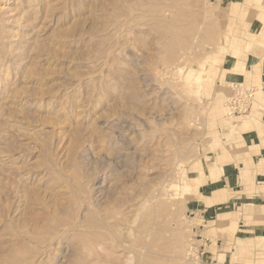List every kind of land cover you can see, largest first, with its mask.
<instances>
[{
	"label": "rangeland",
	"instance_id": "374dc122",
	"mask_svg": "<svg viewBox=\"0 0 264 264\" xmlns=\"http://www.w3.org/2000/svg\"><path fill=\"white\" fill-rule=\"evenodd\" d=\"M171 2L191 15L178 23L189 26L178 49L156 19ZM263 13L264 0H0V264L33 255L52 222L78 221V211L81 222L91 195L123 209L126 251L103 252L98 239L90 251L70 231L54 264H215L194 202L217 153L239 144L231 125L264 112L260 85L247 80L250 109L228 114L224 69L254 16L264 35Z\"/></svg>",
	"mask_w": 264,
	"mask_h": 264
},
{
	"label": "crops",
	"instance_id": "0c3cea01",
	"mask_svg": "<svg viewBox=\"0 0 264 264\" xmlns=\"http://www.w3.org/2000/svg\"><path fill=\"white\" fill-rule=\"evenodd\" d=\"M262 23L254 16L243 50L227 53L224 61L225 80L233 85L257 82L259 99H264V35L259 34ZM250 107L233 116L244 115ZM238 126L239 144L217 153L194 202L203 225L209 227L210 236L202 238L201 249L214 257L215 264H264V112L254 113L240 125L232 124L227 133L233 134ZM192 180L191 187L197 188L199 179Z\"/></svg>",
	"mask_w": 264,
	"mask_h": 264
},
{
	"label": "bare ground",
	"instance_id": "6f19581e",
	"mask_svg": "<svg viewBox=\"0 0 264 264\" xmlns=\"http://www.w3.org/2000/svg\"><path fill=\"white\" fill-rule=\"evenodd\" d=\"M174 1V0H173ZM172 3V2H171ZM194 3V2H193ZM152 5H154V4H152ZM164 5V4H163ZM167 6H169V7H167ZM122 9V8H121ZM122 10H124V8L122 9ZM158 10V9H157ZM167 10H172V13H174V18L172 19V20H169V19H167L166 17H165V15H164V13L167 11ZM160 11H162V12H159V13H162V15L160 16V15H156V17L157 16H160V17H158V18H156L157 19V22L159 23V24H161L164 28H165V32H167V34L164 32V35H163V38H164V36H166V35H169V39H171V40H169L168 41V44L169 43H175L174 44V46L173 47H175V45L177 46V49H178V47H180L181 46V40H180V38H182V33L183 34H185L184 33V31H187V28L189 27V26H187V27H185L186 29H184L183 28V30H182V28L181 27H183V26H180L179 24H181L182 22H183V20H185L184 18H186L187 19V17H189V16H191L190 14H188V12H186V10H184V8H182L181 7V4H180V2H176V3H172V4H169V5H164L163 7H162V9L160 10ZM157 12V11H156ZM196 15V14H195ZM122 23V22H121ZM179 23V24H178ZM121 25V24H120ZM183 25V24H182ZM185 25V24H184ZM159 26V25H158ZM1 29V28H0ZM189 32L191 31L190 30V28H189V30H188ZM189 32H188V34H189ZM187 36V35H186ZM162 38V39H163ZM170 45V44H169ZM172 46V45H171ZM182 47V46H181ZM175 49V48H174ZM170 52H171V50H169ZM177 51V50H176ZM175 51V52H176ZM170 54V53H169ZM175 55V54H174ZM173 55V56H174ZM1 69V68H0ZM6 76V75H5ZM228 114H230L229 112H228ZM230 116H231V114H230ZM1 125V124H0ZM126 129V128H125ZM113 131H111V133H112ZM116 137V136H115ZM118 138V137H117ZM108 139H110V138H108ZM122 139V138H121ZM120 143V142H119ZM116 144H117V142H116ZM131 144V143H130ZM123 146V145H122ZM128 147V146H127ZM115 149V148H114ZM123 149V148H122ZM121 149V151H123ZM129 150V149H128ZM118 151V154H119V152H120V150H117ZM76 153V152H75ZM124 153H126V152H124ZM130 153V152H129ZM121 155H122V153H121ZM120 155V156H121ZM124 156H129L128 155V153L127 154H125ZM123 155L121 156V157H124ZM116 157V156H115ZM117 157H119V155H117ZM116 157V158H117ZM79 156H78V158L76 157V160L75 161H77V159L79 160ZM71 159H73V161H74V158H71ZM124 159V158H123ZM116 160V159H115ZM127 160H128V157H127ZM74 161V162H75ZM81 161V160H80ZM84 162V161H83ZM129 162H130V160H129ZM76 163V162H75ZM86 163H87V161H86ZM131 163V162H130ZM128 164V163H127ZM84 165H85V163H84ZM87 165V164H86ZM107 165H108V163H107ZM125 165H126V163H125ZM124 165V166H125ZM131 165V164H130ZM80 166V165H79ZM127 166V165H126ZM94 167V166H93ZM99 167V166H98ZM91 168V167H90ZM89 167L87 168L89 171L90 170H92V171H86L87 172V175H89V177L90 176H95V175H97L98 173H96L97 172V168L95 169L94 168V170H93V168L92 169H90ZM112 168V167H111ZM82 169V168H81ZM120 169V168H119ZM96 170V171H95ZM113 170V169H112ZM78 171V170H77ZM80 171V170H79ZM102 171V170H101ZM104 171H105V169H104ZM107 171V170H106ZM129 171V170H128ZM80 173L82 174L83 172H81L80 171ZM111 173V172H110ZM115 173V172H114ZM75 174H77V173H75ZM112 174V173H111ZM79 175V174H78ZM77 175V176H78ZM76 176V177H77ZM85 176V175H84ZM74 177H75V175H74ZM87 177V176H86ZM88 177V178H89ZM122 177V176H121ZM79 178V177H78ZM97 178V177H96ZM118 178H119V176H118ZM93 179V178H92ZM91 179V180H92ZM113 179V178H112ZM77 180V179H76ZM79 180H81V178L79 179ZM121 180V179H120ZM117 181H119V180H117ZM90 182V181H89ZM95 182V181H94ZM93 183V182H92ZM81 184V183H80ZM88 184V183H87ZM81 186V185H80ZM90 186H92V185H90ZM109 187V186H108ZM93 188H95V187H93ZM79 189V188H78ZM82 189V188H81ZM88 189V188H87ZM77 190V189H76ZM109 190V189H108ZM107 190V191H108ZM87 191V190H86ZM89 191V190H88ZM96 191V190H95ZM102 191V190H101ZM77 192V191H76ZM80 192V191H79ZM93 192V191H92ZM100 192V191H99ZM78 193V192H77ZM87 193H89V192H87ZM93 193H95V192H93ZM92 193V194H93ZM104 193V192H103ZM102 193V194H103ZM80 194V193H79ZM96 195V194H95ZM113 195V194H112ZM80 196H83V195H79V197L78 198H80ZM88 196H90V194L88 195ZM87 196V197H88ZM92 196L94 197V195H91V197H90V202H86L85 203V206H84V208H80L82 211H80V214L82 213V212H84L83 214H84V217H83V219H81V222H78L79 221V219H78V217H79V215L77 216V214H78V212L76 213V217H77V220L78 221H76L75 220V218H73V217H67L66 219H63V220H59V221H57L56 222V224L54 223V222H52L51 224L52 225H50V227H49V229L47 228L46 230H47V232H46V236H43V235H41L42 237L38 240V243H39V245H38V247H37V245L35 246L36 248H37V250L35 251V253H33V255L31 254V256L30 255H27V256H21L20 257V259H18L17 260V258H16V260L13 262V263H11V264H54V260H56V261H59L60 260V254L59 253H64L63 251H64V247H63V243H64V238L66 239V234H69L68 232H70V231H72V234H77V235H79V236H83L85 239V241L83 242V247H85V248H87V247H89V248H87V249H90V246H91V248H93V249H96V247H98V245H96V247L94 246V244L96 243H98L97 241L99 240L100 241V247L101 246H103V252H105V249H109V250H120V249H124L125 248V246H124V244L119 240V239H121V238H119L120 236H118V234H116V230H118L119 228H118V225H121V223H122V221L124 220V218H126V215H125V217H120L122 214H121V212H119V210L120 211H122L123 209L122 208H118V209H116V206L115 205H112L111 207H107L106 208V203L105 202H103V203H105L104 205V207L106 208H103L102 209V204H101V202H97L96 200H94V199H92ZM87 197H84V201H85V198H87ZM104 197V196H103ZM77 198V197H76ZM89 198V197H88ZM95 198V197H94ZM74 199V198H73ZM99 199V198H98ZM88 200V199H87ZM105 200V199H104ZM81 201V200H80ZM71 202V201H70ZM75 202V201H74ZM70 204V203H69ZM113 204V203H112ZM125 204V203H124ZM127 204V203H126ZM71 205V204H70ZM83 205V204H82ZM109 205H111V204H109ZM121 205V204H120ZM123 205V204H122ZM72 206V205H71ZM101 206V208L100 209H102V211L103 210H106V211H103V212H105L103 215L102 214H98V212H99V210H98V208ZM163 206V205H162ZM70 207V206H69ZM122 207V206H121ZM72 208V207H71ZM75 208V207H74ZM64 209V208H63ZM122 209V210H121ZM70 210H72V209H70ZM74 210H76V209H73V211H72V214L74 215V213L73 212H75ZM77 210H79V209H77ZM66 211V210H65ZM128 211V210H127ZM131 211V210H130ZM70 214H71V212H69ZM127 213V212H126ZM71 214V215H72ZM121 214V215H120ZM123 214H124V211H123ZM128 214V213H127ZM81 216V215H80ZM83 216V215H82ZM56 218V217H55ZM58 218V217H57ZM65 218V217H64ZM47 220V219H46ZM128 220H130V219H128ZM43 221V220H42ZM50 221V220H49ZM53 221V220H52ZM43 225H45V224H47V223H45L44 224V222L42 223ZM142 224V223H141ZM139 226H141L140 224H138ZM144 225V224H143ZM142 225V226H143ZM47 226V225H46ZM45 226V227H46ZM96 226H98V227H96ZM34 227V226H33ZM42 227V226H41ZM44 226H43V228H45ZM93 227H95V228H98V229H103V230H105L106 232H102V230L101 231H99V232H96V230H94V228ZM117 227V228H116ZM128 227V226H127ZM141 227H139V229H140ZM41 231V230H40ZM37 232H39V231H36V233ZM136 232V231H135ZM35 230H34V234H32L33 236H32V239H35ZM71 233V232H70ZM141 233V232H140ZM22 234H25V236H26V233H22ZM27 234H29L28 232H27ZM135 234V233H134ZM21 235V234H20ZM37 235V234H36ZM71 235V234H70ZM28 236V235H27ZM73 236V235H72ZM24 237V236H23ZM29 237V236H28ZM40 237V236H39ZM71 237V236H70ZM80 237V238H81ZM25 238V237H24ZM37 239H38V237H36ZM77 238V237H76ZM25 239H27V238H25ZM30 239V238H29ZM67 239H68V236H67ZM88 239V240H87ZM96 239H98V240H96ZM36 240V239H35ZM34 240V241H35ZM71 240V239H70ZM82 240H83V238H82ZM96 240V241H95ZM67 241V240H66ZM77 241V240H76ZM80 241V240H79ZM94 241H95V243H94ZM123 241H125V240H123ZM28 242V241H27ZM27 242H25V243H27ZM36 242V241H35ZM104 243L103 245H102V243ZM128 242V241H127ZM25 243H23L24 245H25ZM73 243V242H72ZM28 244V243H27ZM30 244H32V243H30ZM29 244V245H30ZM28 245V246H29ZM132 246H133V244H131ZM130 245V246H131ZM134 245H135V243H134ZM13 246V245H12ZM26 246V245H25ZM75 246V245H74ZM94 246V247H93ZM127 246H129V245H127ZM131 246V248H133ZM30 247V246H29ZM29 247H28V249H23V251H28L29 250ZM67 247V246H66ZM76 247V246H75ZM100 247H98V248H100ZM124 247V248H123ZM138 247V246H137ZM23 248V247H22ZM27 248V247H26ZM32 248V247H31ZM77 248H78V245H77ZM105 248V249H104ZM112 248V249H111ZM135 248V247H134ZM13 249V248H12ZM72 249H73V247H72ZM93 249H90V251L91 250H93ZM128 250H129V248H127ZM136 249V248H135ZM31 250V249H30ZM81 250V249H80ZM96 250H98V249H96ZM102 250V249H101ZM100 250V251H101ZM109 250H108V252H109ZM134 250V249H133ZM15 251L16 250H14V255H15ZM22 251V252H23ZM32 251H34V250H32ZM32 251H30V253H32ZM66 251V250H65ZM95 251V250H94ZM93 251V252H94ZM123 251H126L125 249L123 250ZM17 252H19V250L17 251ZM29 252V251H28ZM83 252V251H82ZM81 252V253H82ZM96 252V251H95ZM94 252V253H95ZM110 252H112V251H110ZM129 252H132V251H129ZM9 253H10V251H9ZM25 253V252H24ZM24 253H22V254H24ZM84 253H87L88 254V252H84ZM93 253V254H94ZM26 254V253H25ZM90 254V253H89ZM92 254V253H91ZM96 254V256H97V254H98V252L97 253H95ZM94 254V255H95ZM101 254V253H100ZM110 254V253H109ZM127 254V253H126ZM11 255V254H10ZM83 255V254H82ZM12 256V255H11ZM17 256H19L18 254H17ZM59 256V257H58ZM86 256V255H85ZM125 256V255H124ZM80 257H82V256H80ZM93 257H95V256H93ZM93 257H91V258H93ZM98 257V256H97ZM108 258H109V256H108ZM118 258H119V256H118ZM80 259H82V258H80ZM88 259V258H87ZM94 259H96L97 260V258H94ZM94 259H92V260H94ZM101 259V258H100ZM107 259V258H106ZM112 259V258H111ZM114 259V258H113ZM115 259H117V258H115ZM11 260V259H10ZM14 260V259H13ZM78 260V259H77ZM82 260H84V258L82 259ZM105 260V259H104ZM66 261V260H65ZM89 261V260H88ZM107 261H109L108 259H107ZM117 261H118V259H117ZM120 261V260H119ZM11 262V261H10ZM72 262H74V261H72ZM95 261H93L92 263H91V261H89V263H87V264H93ZM111 262V261H110ZM109 262V263H110ZM121 262V261H120ZM124 262V261H123ZM57 263V262H56ZM99 263V262H98ZM101 263V262H100ZM104 263V262H103ZM125 263V262H124ZM60 264V263H59ZM68 264V263H67ZM75 264H76V262H75ZM78 264H80L79 262H78ZM81 264H83V261H82V263ZM95 264V263H94ZM106 264V263H105ZM112 264V263H111Z\"/></svg>",
	"mask_w": 264,
	"mask_h": 264
},
{
	"label": "built area",
	"instance_id": "2783aa9c",
	"mask_svg": "<svg viewBox=\"0 0 264 264\" xmlns=\"http://www.w3.org/2000/svg\"><path fill=\"white\" fill-rule=\"evenodd\" d=\"M253 95V90H246L245 88H242L241 84H234L233 94L228 101L230 108L229 113L233 115L247 109L249 100Z\"/></svg>",
	"mask_w": 264,
	"mask_h": 264
}]
</instances>
